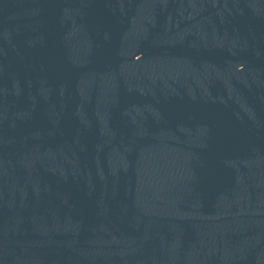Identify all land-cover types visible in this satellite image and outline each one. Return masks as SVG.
Here are the masks:
<instances>
[{
    "label": "water",
    "instance_id": "obj_1",
    "mask_svg": "<svg viewBox=\"0 0 264 264\" xmlns=\"http://www.w3.org/2000/svg\"><path fill=\"white\" fill-rule=\"evenodd\" d=\"M0 264H264V0H128L0 155Z\"/></svg>",
    "mask_w": 264,
    "mask_h": 264
}]
</instances>
